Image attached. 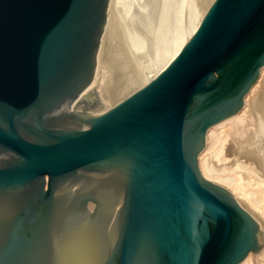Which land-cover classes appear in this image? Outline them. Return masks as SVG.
Returning a JSON list of instances; mask_svg holds the SVG:
<instances>
[{
    "label": "water",
    "instance_id": "95a60500",
    "mask_svg": "<svg viewBox=\"0 0 264 264\" xmlns=\"http://www.w3.org/2000/svg\"><path fill=\"white\" fill-rule=\"evenodd\" d=\"M107 5L0 0V264H238L264 224L197 155L264 65V0H212L171 62L105 109L96 85L78 97Z\"/></svg>",
    "mask_w": 264,
    "mask_h": 264
},
{
    "label": "bare ground",
    "instance_id": "6f19581e",
    "mask_svg": "<svg viewBox=\"0 0 264 264\" xmlns=\"http://www.w3.org/2000/svg\"><path fill=\"white\" fill-rule=\"evenodd\" d=\"M211 2L108 0L95 71L78 98L96 85L107 109L155 78L197 29ZM243 100L238 111L207 128L197 164L204 178L230 189L264 224V65ZM238 264H264V248L248 252Z\"/></svg>",
    "mask_w": 264,
    "mask_h": 264
}]
</instances>
